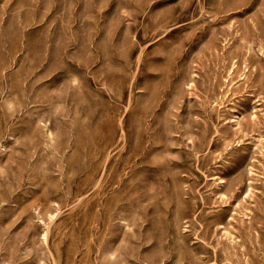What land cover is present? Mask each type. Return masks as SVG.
I'll list each match as a JSON object with an SVG mask.
<instances>
[{"label":"rangeland","instance_id":"374dc122","mask_svg":"<svg viewBox=\"0 0 264 264\" xmlns=\"http://www.w3.org/2000/svg\"><path fill=\"white\" fill-rule=\"evenodd\" d=\"M263 113L264 0H0V264H264Z\"/></svg>","mask_w":264,"mask_h":264},{"label":"bare ground","instance_id":"6f19581e","mask_svg":"<svg viewBox=\"0 0 264 264\" xmlns=\"http://www.w3.org/2000/svg\"><path fill=\"white\" fill-rule=\"evenodd\" d=\"M233 71V70H232ZM226 88V87H225ZM226 97V96H225ZM222 99V98H221ZM221 101V100H220ZM219 102V101H218ZM217 103V102H216ZM221 103H217V105L219 106ZM223 104V103H222ZM223 106V105H222ZM227 106V105H226ZM264 114V113H263ZM254 119V118H253ZM208 151V150H207ZM206 176V175H205Z\"/></svg>","mask_w":264,"mask_h":264}]
</instances>
